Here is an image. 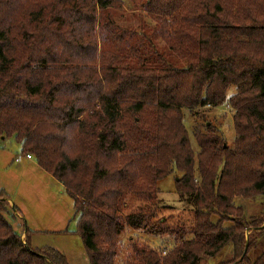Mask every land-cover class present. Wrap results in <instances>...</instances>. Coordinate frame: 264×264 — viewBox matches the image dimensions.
<instances>
[{"label": "trees", "instance_id": "1", "mask_svg": "<svg viewBox=\"0 0 264 264\" xmlns=\"http://www.w3.org/2000/svg\"><path fill=\"white\" fill-rule=\"evenodd\" d=\"M114 2L0 0V146L13 138L63 186L88 264H119L123 226L143 220L121 212L135 198L155 201L156 183L172 173L192 205L190 227L156 219L146 231L173 238L134 245L120 264H199L228 244L230 258L217 264H264V209L247 216L234 203L264 198V0H149L173 51L155 56L141 41L114 51L123 42ZM223 103L233 141L201 115L194 151L182 110ZM7 200L0 191V264H71L22 240L3 215Z\"/></svg>", "mask_w": 264, "mask_h": 264}, {"label": "rangeland", "instance_id": "2", "mask_svg": "<svg viewBox=\"0 0 264 264\" xmlns=\"http://www.w3.org/2000/svg\"><path fill=\"white\" fill-rule=\"evenodd\" d=\"M109 9L112 30L122 33L123 42L113 46L114 51L123 49L126 44L143 42L148 55L154 53H172L169 44L162 36L161 25L150 13L146 12L149 0H114ZM100 22L93 26V35L97 42V51L106 50L100 43ZM126 36L124 35V32ZM111 49V48H110ZM112 50V49H111ZM113 51V50H112ZM184 125L188 130L191 146L197 151L192 137L191 125L200 116L218 124L228 144L233 141L234 131L231 114L225 103L216 107H197L192 111L183 109ZM225 114V116H223ZM28 155L21 153L19 144L13 138H6L0 146V191L8 198L7 212L3 213L12 227L21 234V239L28 236L29 246L38 248L53 247L62 252L71 264H88L86 253L77 231V215L74 214L73 202L63 186L51 175L27 160ZM174 173L162 178L156 183V200L132 199L129 206L121 212H141L143 220L139 228L124 225L119 235V264L128 257H133V246L161 247L162 242L170 241L173 235L155 236L146 230L154 225L158 218L161 224L176 230L179 226L188 229L192 218L191 203L182 201L174 190ZM177 179V177H176ZM235 204L245 208L246 215L256 214L264 209V198L235 197ZM15 206L13 209L12 206ZM153 215L150 216V212ZM19 213L22 217L19 216ZM28 229V234L25 231ZM247 234L249 232H246ZM231 246L228 244L224 251L216 257H204L199 264H217L230 258Z\"/></svg>", "mask_w": 264, "mask_h": 264}, {"label": "crops", "instance_id": "3", "mask_svg": "<svg viewBox=\"0 0 264 264\" xmlns=\"http://www.w3.org/2000/svg\"><path fill=\"white\" fill-rule=\"evenodd\" d=\"M29 157H30V156H29ZM26 159H27V160H31V161H33V162H34V165L38 167V165L36 164V162L34 161V159H33L32 157H30V158H26ZM38 168H39V167H38ZM40 169H41V168H40ZM8 201H9V200H8ZM9 202H10V201H9ZM19 216L22 217L20 213H19ZM23 231H24V230H23Z\"/></svg>", "mask_w": 264, "mask_h": 264}, {"label": "water", "instance_id": "4", "mask_svg": "<svg viewBox=\"0 0 264 264\" xmlns=\"http://www.w3.org/2000/svg\"><path fill=\"white\" fill-rule=\"evenodd\" d=\"M246 239H247V237H246Z\"/></svg>", "mask_w": 264, "mask_h": 264}]
</instances>
